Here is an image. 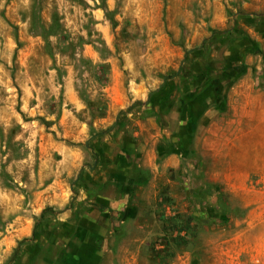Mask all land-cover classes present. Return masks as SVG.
<instances>
[{
    "label": "rangeland",
    "instance_id": "obj_1",
    "mask_svg": "<svg viewBox=\"0 0 264 264\" xmlns=\"http://www.w3.org/2000/svg\"><path fill=\"white\" fill-rule=\"evenodd\" d=\"M147 129L182 163L140 263L223 264L264 230V0H0V264H72L85 167Z\"/></svg>",
    "mask_w": 264,
    "mask_h": 264
},
{
    "label": "crops",
    "instance_id": "obj_2",
    "mask_svg": "<svg viewBox=\"0 0 264 264\" xmlns=\"http://www.w3.org/2000/svg\"><path fill=\"white\" fill-rule=\"evenodd\" d=\"M139 133L146 136L141 144L103 141V146L96 150L99 161L89 165L88 171L85 167L82 176L88 177L86 184L92 187V193L81 195L88 198L91 206L88 213L82 214V221L93 217L89 223L94 240L85 244L80 232L69 247L71 256L65 254L64 260L70 256L72 264H142L139 258L148 233L156 231L149 217L161 216L165 211V204L159 208V201L162 203L174 184L162 177L169 168L180 166L182 151L161 141L159 132L147 129L134 135ZM76 165L83 168L84 163L79 161ZM243 233L234 236L232 245L223 249L222 263L264 264V230L248 226Z\"/></svg>",
    "mask_w": 264,
    "mask_h": 264
},
{
    "label": "trees",
    "instance_id": "obj_3",
    "mask_svg": "<svg viewBox=\"0 0 264 264\" xmlns=\"http://www.w3.org/2000/svg\"><path fill=\"white\" fill-rule=\"evenodd\" d=\"M46 211H47V208L44 210V213ZM168 237L170 238V239L168 238V240H167V242L169 244L174 243L175 245H179L180 244L179 241L182 240L183 236H180V234H178V236H174V232H173V229H172V231L170 233H168Z\"/></svg>",
    "mask_w": 264,
    "mask_h": 264
}]
</instances>
